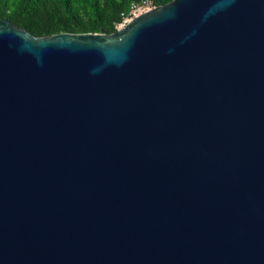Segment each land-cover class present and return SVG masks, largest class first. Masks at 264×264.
I'll list each match as a JSON object with an SVG mask.
<instances>
[{"label": "water", "instance_id": "1", "mask_svg": "<svg viewBox=\"0 0 264 264\" xmlns=\"http://www.w3.org/2000/svg\"><path fill=\"white\" fill-rule=\"evenodd\" d=\"M0 264H264V0L0 18Z\"/></svg>", "mask_w": 264, "mask_h": 264}, {"label": "trees", "instance_id": "2", "mask_svg": "<svg viewBox=\"0 0 264 264\" xmlns=\"http://www.w3.org/2000/svg\"><path fill=\"white\" fill-rule=\"evenodd\" d=\"M140 0H0V18H7L35 36L59 32L112 33ZM163 5L170 0H151Z\"/></svg>", "mask_w": 264, "mask_h": 264}, {"label": "built area", "instance_id": "3", "mask_svg": "<svg viewBox=\"0 0 264 264\" xmlns=\"http://www.w3.org/2000/svg\"><path fill=\"white\" fill-rule=\"evenodd\" d=\"M151 2V0H140L137 2H132L129 6V11L127 15H131V14H136L138 12H144V11H148L147 9H144L143 11H141L145 6H148V4ZM127 15L123 16V22L125 21Z\"/></svg>", "mask_w": 264, "mask_h": 264}, {"label": "rangeland", "instance_id": "4", "mask_svg": "<svg viewBox=\"0 0 264 264\" xmlns=\"http://www.w3.org/2000/svg\"><path fill=\"white\" fill-rule=\"evenodd\" d=\"M158 6H160V5H154V3L151 1L149 4H148V6H145L141 11H143L144 9H149V10H151L152 8H155V7H158ZM136 15H138V12L136 13V14H131V15H127V17H126V19H125V21L123 22V20H121L120 22H117L116 24H115V31L114 32H116L119 28H121L124 24H126L132 17H134V16H136ZM114 32H112V33H114ZM99 33H102V34H110V33H107V32H105V31H101V32H99Z\"/></svg>", "mask_w": 264, "mask_h": 264}, {"label": "bare ground", "instance_id": "5", "mask_svg": "<svg viewBox=\"0 0 264 264\" xmlns=\"http://www.w3.org/2000/svg\"><path fill=\"white\" fill-rule=\"evenodd\" d=\"M148 10V9H147Z\"/></svg>", "mask_w": 264, "mask_h": 264}]
</instances>
